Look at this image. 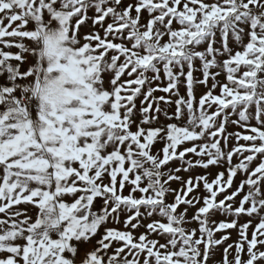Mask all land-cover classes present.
Returning <instances> with one entry per match:
<instances>
[{
    "label": "snow or ice",
    "instance_id": "1",
    "mask_svg": "<svg viewBox=\"0 0 264 264\" xmlns=\"http://www.w3.org/2000/svg\"><path fill=\"white\" fill-rule=\"evenodd\" d=\"M0 78V264H264V0H0Z\"/></svg>",
    "mask_w": 264,
    "mask_h": 264
},
{
    "label": "rangeland",
    "instance_id": "2",
    "mask_svg": "<svg viewBox=\"0 0 264 264\" xmlns=\"http://www.w3.org/2000/svg\"><path fill=\"white\" fill-rule=\"evenodd\" d=\"M88 29L87 28H84L83 29V31H87ZM221 79H223V77H221ZM0 82H3V78H0ZM182 91H183V89H182ZM204 91V89H203V87H201V88H199L198 90H197V95H199L200 93H202ZM233 129V131H235V128L234 127H232ZM213 171H215V169L213 170ZM190 173H181V175L182 176H185V177H187L188 175H189ZM236 182L238 183L239 182V178H237V180H236ZM173 187H178V185L177 184H173ZM171 199V198H170ZM195 210L194 209H190V213L191 212H194ZM218 218H220V219H223V217H218ZM243 222V221H242ZM141 231H143V229H141ZM232 237H233V239H235L236 238V233L235 232H233L232 233ZM231 242V241H230Z\"/></svg>",
    "mask_w": 264,
    "mask_h": 264
},
{
    "label": "trees",
    "instance_id": "3",
    "mask_svg": "<svg viewBox=\"0 0 264 264\" xmlns=\"http://www.w3.org/2000/svg\"><path fill=\"white\" fill-rule=\"evenodd\" d=\"M160 94L162 93H157V95H160ZM232 129H233L232 127H229V131H233Z\"/></svg>",
    "mask_w": 264,
    "mask_h": 264
}]
</instances>
